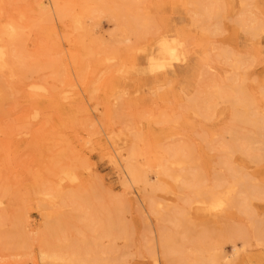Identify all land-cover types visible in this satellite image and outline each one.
<instances>
[{
  "label": "bare ground",
  "instance_id": "obj_1",
  "mask_svg": "<svg viewBox=\"0 0 264 264\" xmlns=\"http://www.w3.org/2000/svg\"><path fill=\"white\" fill-rule=\"evenodd\" d=\"M6 1L0 0V16ZM149 1L28 0L30 17L19 9H14L15 15L0 17L1 101L7 100V95L13 96L11 107L20 109L15 114L24 112L20 124H29V129L36 126L29 142L26 140L24 144L28 151L36 154L33 161L39 173L50 170L52 165L49 158L53 155L49 157L45 153L50 149L46 144L50 136L67 126L85 134L84 139L77 137L81 154L98 152L100 158H105L116 170L125 190H129L127 195L133 197L130 200L146 211L148 218L154 217L151 229V222L145 221L150 236L143 237L139 251L140 256L151 260L150 264H237L243 260L236 241L242 242L243 249L250 239L264 247V217L253 208L254 199H264V182L250 173L242 160L234 159V155H240L255 166L264 162V91L261 98L251 91V87L258 88L256 73L250 76L247 73L252 67V57L232 47L224 38L217 41L221 46L216 47L212 37L222 32L225 19L236 27L231 28L233 36L241 31L249 42V51L256 50L264 41V16H258L256 0H166L163 3L167 2L172 9L182 8L186 15L175 12L176 22L159 18L162 29L152 36L155 23L145 6ZM154 4L156 9L162 6V3ZM102 13L117 28L118 35L112 40L118 39L119 45L98 52V57L90 63L92 72L79 77L84 80L79 84L82 89L92 93L93 81H85L86 75L94 78V71L101 67L105 73L110 71L102 87L107 98V118L99 127L92 122L91 107L83 97H77L79 93L73 81V75L77 77L84 69L80 56L88 52L84 54V50L79 49L69 53V60H75L73 74L68 67L71 65L56 56L64 51L59 37L68 39L69 33L78 31L84 37L77 36V41L84 45L88 34L84 31V19ZM60 26L65 31L60 33ZM150 33L151 37H147ZM32 35L37 42L36 53L54 60L40 66L26 60L21 44ZM122 44L124 46L119 47ZM97 55L90 53V56ZM208 58L213 63L222 61L226 65L225 78L210 77L191 90L188 78L196 77L193 74L203 68L201 63ZM193 62L198 65L193 66ZM59 65L66 68L60 87L35 79L19 83L38 68L48 67L58 76ZM139 84L151 88L152 94L162 100L171 98L179 105L184 104L185 113L174 114L176 118L173 114H151L152 117L144 119L145 127L140 126L141 117L139 121L123 119L124 127L115 129L114 109L124 102H134L126 98L131 94L138 97ZM161 89L163 94H159ZM23 95L26 100L18 107L16 97ZM186 114H194L204 121L216 120L217 125L226 118L227 124L221 122L219 133L212 132L210 140L200 139L208 150L216 148L217 161H206V157H200L199 150L196 154L194 144L184 141L183 133L173 131L174 125L159 129L152 125L170 123L192 127ZM50 120L54 125L48 128ZM155 130L161 134L155 135ZM100 132H103L102 139L97 136ZM173 136L178 137L177 142L165 147L163 142ZM23 139L21 136L19 140ZM10 141H0V178L7 159L12 160L6 154V143ZM21 141L13 145L12 156L21 148ZM200 148L203 150L202 146ZM205 163L211 166L209 171L204 168ZM80 168L87 171L84 159L79 156L76 166L68 164L52 171L48 185L41 180L44 176L31 173L36 177L31 183L19 181L0 186V206L4 198L11 197V204L16 208L38 201L44 206L57 204L76 212L75 223L69 225L65 219L74 220L73 216L58 211L48 215L46 231L52 240L39 241L38 258L33 264H126V252L116 244L118 240L124 245L132 242L131 230L123 215L126 202L122 199L106 202V192L97 183L96 189L89 188L86 178H82L84 172L78 171ZM147 172H152L156 179L149 189ZM233 210L245 217V226H232L224 220ZM69 227L77 234L66 236L64 232ZM226 243H231L230 252L222 247ZM250 254L254 256H245L248 264H264V251L260 257L258 253L257 256Z\"/></svg>",
  "mask_w": 264,
  "mask_h": 264
},
{
  "label": "rangeland",
  "instance_id": "obj_2",
  "mask_svg": "<svg viewBox=\"0 0 264 264\" xmlns=\"http://www.w3.org/2000/svg\"><path fill=\"white\" fill-rule=\"evenodd\" d=\"M166 0H150L147 5L148 10L150 11V16L154 20L155 25L152 27L151 31L153 35H156L159 33L162 29L161 23L159 22V18H166L167 20H177V15L175 14L180 12V14L186 15L185 10L182 8H176L172 9V6L163 3ZM258 11V16H264V0H256ZM154 3H162V6L159 9H156L154 7ZM164 4V5H163ZM76 7V6H75ZM28 0H7L3 7L1 8V12H3L4 16H12L16 13L14 12V9L25 10L26 16L30 17L31 13L27 12L29 9ZM76 8H79L78 6ZM147 11V10H146ZM158 12V14H157ZM228 13H226V18L228 19ZM157 22V23H156ZM222 32L216 34L213 36L214 40V46L218 47L221 46L220 43L217 41L220 39H225L228 41V44H231L232 47L240 51L241 53L245 52L249 54L252 62V67L247 72L250 76L251 74H255L256 76V82L258 83L257 90L251 87V91L254 92V95L258 98H261V95L264 91V41H262L261 46L258 47L256 50H250L249 51V42L245 41L246 37L243 35L241 31L238 32V36H233L232 27L236 28L234 26L233 22H229L225 19L222 21ZM84 31H86L88 34L85 35L87 38H85L86 42L84 45H80L77 41V36H83V33L78 31H73L71 34L69 33L70 38H66L65 36L59 37L62 45H63V53L62 55L56 56L57 58H60L61 60H64V63L66 62L73 74L74 65L72 68V62L69 60L68 55L69 53L73 52V50H84V54L88 52L87 55L80 56L81 63H83L84 69L80 71L79 75L77 77H74L73 75V81L76 83V90L79 93L77 97L81 96L83 97L85 103L91 107V114L93 115V123H96L97 126L100 127L101 122L107 118V98L104 94V88L103 82L105 79H107L110 75V71H103L101 68H98L94 71L96 73V76L93 78L91 76L86 75V80H92L93 83L90 85V90L92 93H89V90L85 91L82 87L79 85L84 80L83 78L79 79V77H83L88 72L91 71L90 63L93 62L94 59L98 57V52L102 49H107L108 47H114L119 44H117V40L114 39L115 36H117V28L114 26L113 21L109 20V17L106 14H100L97 16V14H94L93 16H90L89 18L84 19L83 21ZM59 32L61 33L63 29L62 26L59 27ZM65 31V30H64ZM85 34V33H84ZM64 35V34H63ZM147 37H151L148 35ZM116 38V37H115ZM35 37L34 35L31 36V38L26 41L22 42L23 46V54L26 56V60L30 62H36L37 65H41L42 63H49L52 60H54L53 57L49 58V56L41 54V52L36 53V43L34 41ZM105 41V42H104ZM216 41V44H215ZM76 42V43H75ZM133 42V41H132ZM75 43V44H74ZM131 44V43H130ZM124 45H120L119 47H123ZM248 48V50L246 49ZM122 50V48H121ZM39 51V50H38ZM42 51V50H40ZM79 52L80 54L82 53ZM215 51L211 52L212 54ZM90 53H93L97 56H90ZM92 55V54H91ZM51 59V60H50ZM78 62V61H77ZM198 62V61H197ZM197 62H193L192 65L196 67ZM200 63V62H199ZM203 68L199 72H195L193 75L196 77L188 78V82L191 83V90H194L201 85L202 82L209 81L210 77L212 78H225L224 69H226V65L222 61H218L217 63H213V61L210 60V58L207 59V61H204L201 63ZM60 73L58 76H55V73L52 72L51 69H42L38 68L34 73H28V78H24L22 82L19 81V83L27 82L28 79H35V80H42V81H48L53 84H55L57 87L61 86V81L64 77V71H66V68H62L59 65ZM35 70V69H34ZM40 70V71H39ZM229 70V69H228ZM199 75V77H197ZM26 76V77H27ZM203 79V81H199ZM106 84V82H105ZM23 86V84H22ZM177 93L179 94L178 88L179 84L177 83ZM254 86V87H255ZM139 87L141 89V92L137 94L138 97H135V94H131L126 98V100H134L132 103L124 102L125 104L119 106L118 108L114 109L113 113L115 118V123L113 124V127L115 129L123 128L124 123L123 119L131 120V121H139L138 117L142 118V125L141 127L146 126V121L144 119H148V117H152L151 114H157V116L162 114H169L171 116L173 114V118H176L177 114L185 113V105L178 103V101H172V99H164L162 100L161 97H157L153 95V90L148 87H143L142 84H139ZM96 89V90H95ZM193 93V92H192ZM191 93V94H192ZM159 94H163V89L159 91ZM194 96V95H193ZM8 98V99H7ZM7 100L1 101L0 97V141H10V143H6L7 145V157L12 158L7 159V167L5 170L2 171L3 177L0 178V186L1 184H11V183H19V181H25L24 184L31 183L33 180H35V175L31 173H38L37 175L44 176L41 180L46 182V184H50L51 177H52V171L54 172L55 169L59 168L60 166L65 165H74L76 166L78 164V158L79 156L84 159L85 161V168L86 170H82L81 168L78 170L83 171L84 174L82 178H86L85 182L89 183V188L93 187L96 189V183L101 187L103 192H106V202L108 201L110 203L111 200L115 199H122L126 202V208L124 214V218L126 220V224L128 229L131 230V237L132 242L131 244L124 245V243L121 240L116 241V244L118 246H122L124 251L126 252V264H150L151 260L140 256L139 251L140 245H142V239L147 235L150 236V233L148 231V227L145 224V221L151 222L150 223V229L152 228L151 224L154 226L155 221L154 217L151 215L149 218L147 217L146 211H144L141 207H138L135 203H133L130 199L132 196L127 195V191L121 184V181L119 180L116 170L113 169V167L108 164L107 160L105 158H100L98 152H85L84 154H81L80 150V141L79 139L86 138L85 134L83 132H74L73 128L63 127L57 134H54L52 137L50 136V140L46 141V144L50 147L48 151H46L47 156L53 155V157H50L52 161V165L50 170L44 169L43 172L38 171V167L36 166V162L33 160L34 152H30L27 150V144H24L26 140L29 142L30 140V134L35 130L36 126H33L32 129H29L30 125H22L20 118L23 116L24 112L15 114V111H20V109H13L10 102L13 100V96L7 95ZM166 98V97H165ZM25 99L24 95L22 97H16V101L18 102L17 106L23 105V101ZM219 108L218 110H220ZM149 110V111H148ZM152 112H151V111ZM222 110V109H221ZM176 114L177 116H175ZM188 119L192 122V127H180L175 124L170 123H162L161 124H155L153 123V127L155 129L163 128L168 125L173 127V131H177L180 134L183 133L185 135L184 141L192 142L196 148L195 153L197 150H199L200 157H206V161H217V150L214 147L213 149L208 150L206 146L204 147V143L200 140L202 138H206L207 140L211 139L212 132L219 133L221 128V122L227 124V120L221 119L220 123L218 125L216 124V120L212 121H204L201 118H198L194 114H186ZM225 117H228L227 113H224ZM51 117H54V114H51ZM46 124V123H45ZM44 124V125H45ZM50 125H54V121H49L47 123L48 128ZM160 125V126H159ZM56 130V129H55ZM99 130V129H98ZM204 133V135H201V133ZM27 133V134H25ZM144 133H147V131L144 129ZM149 133V132H148ZM50 134V133H49ZM61 134V135H58ZM155 135L161 134V131L154 132ZM22 136V141L19 140ZM101 139L104 137L103 132H100L99 135H97ZM96 136V138H97ZM78 137V138H77ZM171 138V139H170ZM168 137L166 142H163L165 147L170 146L177 142L178 137ZM225 140H227V137H225ZM148 140V139H146ZM17 141H21L22 146L18 150L15 156H12V152L15 150V145ZM62 141V142H61ZM70 144V146H69ZM202 146L203 150L200 148ZM62 151V152H61ZM86 151V150H85ZM61 152V153H59ZM80 152V154H79ZM44 153V154H45ZM72 154L74 157H72ZM197 154V153H196ZM234 159L236 161H243L246 166H248V171L255 176L258 177V180H261L264 182V162L258 164L257 166L249 163L245 157L240 155H234ZM258 167V168H257ZM204 168H206L208 171L211 169V166L207 163L204 164ZM89 175V177H87ZM147 177V189H149L150 186H153L155 184V177L152 174V172L146 173ZM40 179V178H39ZM40 180V181H41ZM101 184V185H100ZM10 186V185H9ZM163 197H170L169 194H160ZM172 197V195H171ZM133 198V197H132ZM262 198V197H261ZM11 197L4 198L3 199V205L0 206V264H33L34 260L38 258V250L40 248L39 241L47 240L50 241L52 238L49 236L48 232L46 231V224L48 221V215L52 213L53 211H58L60 213H63L65 216L68 217H74V220L65 219V223L74 224L76 220V212L71 211L69 208H61L59 205H49L44 206L38 201H34L31 203H24L20 207H14L11 204ZM37 200V198H36ZM58 203V202H56ZM253 208L254 211L260 216L264 217V199H258L253 200ZM144 218H147L146 220ZM224 220L229 223L236 225H242L245 226L247 224L246 219L243 215H241L238 211L233 210L231 212V216L224 217ZM145 224V225H144ZM69 225V224H68ZM64 232L66 236H71L77 234V232L69 227ZM7 235L8 237H5ZM151 236H154V232H151ZM234 240V239H233ZM238 247L240 248V254L243 261L237 262V264H248L249 261L245 258L246 255H249L250 257H253L254 255H251L250 252H253L256 256L258 253V257H260L264 251V247L257 246L255 243V240L250 239L249 244L242 248V242L236 241ZM222 247L226 252L231 251V243L223 244ZM39 264H42L39 262ZM262 264V263H261Z\"/></svg>",
  "mask_w": 264,
  "mask_h": 264
}]
</instances>
